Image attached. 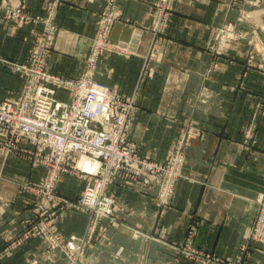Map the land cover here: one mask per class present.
I'll use <instances>...</instances> for the list:
<instances>
[{
	"label": "crops",
	"instance_id": "0c3cea01",
	"mask_svg": "<svg viewBox=\"0 0 264 264\" xmlns=\"http://www.w3.org/2000/svg\"><path fill=\"white\" fill-rule=\"evenodd\" d=\"M106 3L0 0V102L21 91L20 78L2 65L27 63L44 30L35 17L44 21L56 9L49 70L63 78L79 77ZM157 3L116 0L122 21L113 29L114 43H130L137 28L148 30L136 55H104L95 79L121 96L135 97L139 112L130 138L142 156L164 162L185 138L183 178L164 208L155 202L156 189L114 187L123 211L113 227L104 223L112 244L97 246L91 264H196L177 262L175 250L194 226L196 249L221 264H264L256 246L238 259L264 192V0H180L161 34L150 30ZM18 10L30 19L12 17ZM224 29L247 37L220 41ZM43 176V169L0 150V264H62L47 262L45 247L36 239L4 258L9 243L34 217L32 201L20 185ZM85 185L68 175L58 191L75 202ZM55 219L65 238L82 236L89 224L88 215L75 210L58 211Z\"/></svg>",
	"mask_w": 264,
	"mask_h": 264
},
{
	"label": "built area",
	"instance_id": "2783aa9c",
	"mask_svg": "<svg viewBox=\"0 0 264 264\" xmlns=\"http://www.w3.org/2000/svg\"><path fill=\"white\" fill-rule=\"evenodd\" d=\"M64 0H57L59 4ZM180 0H158L156 18L150 30L165 33ZM53 9L50 16L56 15ZM12 17L29 20L21 10ZM44 30L39 48L31 56V67L17 65L23 87L16 99L0 102V149L7 157H22L35 169H43L39 182H30L25 191L66 210H81L89 217L83 237L64 238L54 228L50 232L56 249L77 258L89 248L99 224L112 227L123 211L114 187L117 185L148 192L157 190L158 208L168 207L177 183L183 178L187 155L181 146L164 162H156L139 153L131 141V131L139 112L135 97H124L95 80L100 59L106 54L125 57L137 54L146 30L137 28L130 43H114V27L122 21L116 0H107L97 22L86 67L79 77L63 78L47 73L45 63L54 45L57 27L54 19L42 21ZM237 40L235 31L219 33L220 41ZM86 182L78 203L63 198L58 191L64 176ZM258 213L251 232L240 249L239 261L256 246L264 255V192L258 201ZM44 222L49 221L43 214ZM53 221L50 222L52 224ZM197 227H191L182 245L175 250L185 259L200 262L205 255L196 249ZM84 255V254H83ZM82 255V256H83ZM213 258H211L212 260ZM73 262V260H72ZM220 263V261H219ZM221 264V263H220Z\"/></svg>",
	"mask_w": 264,
	"mask_h": 264
},
{
	"label": "rangeland",
	"instance_id": "374dc122",
	"mask_svg": "<svg viewBox=\"0 0 264 264\" xmlns=\"http://www.w3.org/2000/svg\"><path fill=\"white\" fill-rule=\"evenodd\" d=\"M53 15L54 14H52L51 16L49 15V17H46L45 19L46 20L49 19L50 22H52L53 19H54V22H55L56 15L55 16H53ZM38 19L39 18L35 17V20L36 21ZM55 26H57V25H55ZM246 37H247V34H241V33H238L237 32V40H242V39H244ZM254 38L257 40V37H256L255 34H254ZM55 41H56V39H55ZM36 46H33L31 48L30 58L33 55V53L39 49ZM54 47H55L54 45L51 46L49 56H48L47 61L45 63V68H46V71H47L48 74L54 75V76H58V77H62L61 75H56V74L51 73L50 70H49V67L50 66H49V60L48 59L51 57V55H52V53L54 51ZM30 58L27 61V63H8V64H3L2 66L3 67L4 66L7 67L9 69V71L11 73H13L14 76L19 77L18 73L16 72L15 66H17V65H23V66H28L30 68L31 67V60H30ZM255 58H256V56L253 54L252 55V59H251L252 60V63H254ZM85 67H86V64H85ZM85 67H84V69H85ZM73 78H75V77H73ZM19 80L21 81V84H22V87H23V81L21 80V78ZM21 90H22V88H21ZM20 92L18 91L16 93H14L11 97H9L7 99H16L18 97V95H19ZM7 99H5L4 101H6ZM5 156L7 157V155H5ZM23 159L25 161H28L29 162V160H27L25 158H23ZM73 177H75V176H73ZM33 182H39V181H33ZM29 183L30 182L27 181V182L21 184L20 185V190H21V192L23 194H25V195H27L29 197L30 201H32L31 206H34V209L33 210L35 211L34 212V217L32 219H30L26 223V230H25V232L22 233V234H20L18 236V238L14 239L12 242L9 243V245H8L9 246L8 247L9 250L7 252V255H4V258L7 257V256H11L13 252H15L17 249H19L20 247H22L26 243L37 242V241H33L31 239H34V240L36 239L38 241H41V243L44 245L45 250H46V253H47V262L48 261L49 262H54V260H57V261L60 260L62 262V264H91V263H93V261H95V258L97 256L96 255L94 257L95 251H96L95 249L96 248H98L99 246L100 247H103V248H106V247H110L111 246L112 243H111V241L108 240L109 239V236H108V229H107V227L104 226V223L99 224L97 226V228H96V231H95L96 233L94 234L93 239L89 243V248L85 250V253H83L84 255L83 254H82L83 256L82 255H77V258L75 259V261H74L73 258L70 260L69 259L70 254L68 252H66V251L63 252V251H61L59 249H56L55 248V245L53 243V240L50 238L51 237L50 236L51 230H53L54 228H56V224H55V220L56 219L55 218L57 216V212L58 211L60 212V207L59 208L54 207L53 204L48 203V200L45 197L39 198V197L34 196V195L30 194L29 192L25 191V187ZM79 198H77V200L75 201V203H78ZM75 211L77 213L84 214L79 209H77ZM43 214H45V217L47 216V219H49L48 222L47 221L44 222ZM51 221H53L52 224H50ZM84 235L85 234H83L82 236H78V237H83ZM211 258H213V259L211 260ZM180 259H183V260H186V261H190V260L185 259L181 254L179 255V258L177 259V262H179ZM72 260H73V262H72ZM195 260L196 259H194L193 261H190V262H194L196 264H219V259L214 258L212 255L211 256L205 255L202 259H200V262L195 261ZM34 263L37 264V261H34ZM226 264H229V262H227Z\"/></svg>",
	"mask_w": 264,
	"mask_h": 264
}]
</instances>
